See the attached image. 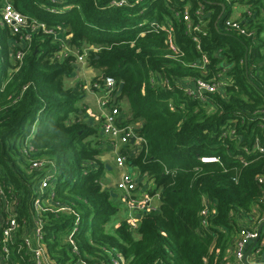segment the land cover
<instances>
[{
  "label": "trees",
  "instance_id": "1",
  "mask_svg": "<svg viewBox=\"0 0 264 264\" xmlns=\"http://www.w3.org/2000/svg\"><path fill=\"white\" fill-rule=\"evenodd\" d=\"M10 1L45 27L25 40V30L13 34L0 23V181L14 200L20 230L32 224L45 172L32 168L31 160L48 159L56 173L41 195L40 218L52 264L108 262L110 251L127 264H224L239 229L237 215L264 211V182H258L264 153L255 145L258 140L264 147V25L255 22L264 0H126L117 6L112 0ZM236 2L251 8L245 15L249 36L224 23ZM151 21L169 31L156 30ZM63 44L85 52L102 89L107 76L117 86L123 82L114 99L120 112V101L128 103L122 124L141 121L135 132L144 143L127 162L152 181L160 203L136 217L135 229L126 218L105 229L120 199L102 186L103 134L78 116L86 90L81 82L65 84L77 61ZM20 49L25 53L18 61ZM202 55L208 58L204 68ZM197 78L221 85L194 97L185 84ZM232 127L234 136L224 134ZM202 156L218 160L203 162ZM70 232L72 243L65 241ZM15 259L27 264L23 251Z\"/></svg>",
  "mask_w": 264,
  "mask_h": 264
},
{
  "label": "built area",
  "instance_id": "2",
  "mask_svg": "<svg viewBox=\"0 0 264 264\" xmlns=\"http://www.w3.org/2000/svg\"><path fill=\"white\" fill-rule=\"evenodd\" d=\"M56 2L58 0H51ZM126 0H112L111 5H121L125 4ZM183 20L186 22L190 21L189 13L185 10L182 14ZM0 23L2 25L8 26L13 34L21 33L25 30L26 34L24 36L25 40H29V34L32 30H35L37 27H44L42 22L37 21L29 14L23 13L20 10L16 9L11 1H3L1 10H0ZM225 25L232 30L237 31L242 35H251L252 32L248 30L247 25L242 23L240 20L226 19ZM151 25L156 29H168L164 24H160L156 21H151ZM48 32H52V29H45ZM198 47V46H197ZM86 51V49H84ZM24 50L20 49L16 52L14 58L18 61H21L24 57ZM85 52L77 56V61H84ZM208 63V58L205 55H202V62L200 64L201 68H204ZM192 84V85H190ZM221 82H218L215 79H203L197 78L192 82H186L185 87L188 94L194 97L205 98L204 94L214 93L219 89ZM117 84L113 77L107 76L104 79V88L103 93L98 96V107L102 113V123H101V132L103 135L113 139L120 146L117 149V152L114 155V162L117 167L122 168L123 171L120 175L119 180L115 184L121 192V199L128 210L132 211L133 214L128 218L130 226L132 229L137 228V218L134 216L135 213H143L150 210L157 209L153 199L154 195L151 193L152 189H147L141 192L140 194L136 193L138 175L128 169L127 159L130 155H135L139 149L133 145L141 146L144 143V139L138 136L131 125L122 124V117L118 106L115 105V92L117 90ZM260 121L264 124V111L260 114ZM224 134H229L234 136L235 129L232 127L226 129ZM134 137V141L131 142V138ZM256 147L259 148L261 152L264 153V147H260L258 140L255 141ZM135 149L132 150L131 149ZM200 160L203 162L217 161L218 159L214 156H202ZM241 161L244 164H247V160L241 157ZM31 167L37 169H45L44 174L40 178L38 186V196L33 202L34 216L32 224L29 228L26 229V232L23 233V230H20L17 218L13 214L15 209L14 200L8 199L3 190L2 183L0 181V212L4 213L5 216L2 217L0 214V224H1V235H0V264H16L15 253L23 251V256L25 257L27 264H52L49 260L46 250L43 244L42 236V227L43 221L40 218V211L43 210V204L45 200H42L41 195L44 193L50 180L54 177L56 173V167L52 160L48 159H38L31 160ZM258 182L263 183L264 177H258ZM155 194V193H154ZM53 195V190L49 191V196ZM159 196V195H158ZM204 208L201 213L205 214L209 208V202L204 197L203 198ZM263 218L258 216L257 223L253 227L242 226L237 230L232 255L234 258V264H264V256L259 259H248V254L245 258V254L248 248L251 246L252 242L258 235L257 229ZM75 230V227L72 229V232ZM263 234L259 245L253 249V246L249 251L252 250V255H264V226L261 228ZM21 232V242L16 244L17 235ZM70 232L66 237V242L72 243L71 233ZM76 251V250H75ZM248 251V252H249ZM128 260L125 259L119 252L110 251L109 261L104 260L89 262L85 259H80L76 264H127Z\"/></svg>",
  "mask_w": 264,
  "mask_h": 264
},
{
  "label": "crops",
  "instance_id": "3",
  "mask_svg": "<svg viewBox=\"0 0 264 264\" xmlns=\"http://www.w3.org/2000/svg\"><path fill=\"white\" fill-rule=\"evenodd\" d=\"M2 1H10V0H2ZM251 11V8L247 7V5L245 4V2L242 3H233L231 5V9L229 10V17L228 19H233V20H240L242 23L247 22V18L245 17V15H249ZM255 22L261 23L264 25V14H261L256 20ZM246 24V23H245ZM247 25V24H246ZM261 35L264 36V32H261ZM63 48L65 50V53H73L75 54L76 57V61H77V56L79 55L76 51L74 52V50H71L67 45L63 44ZM99 74V70L96 68H93L91 66H88L85 58L84 61L82 62H76V69L74 70V72L72 73L71 77L74 81V85L77 84L78 82H81L84 84L85 87V95L83 97V99L81 101L78 102V106L80 108H82L79 112H78V116L80 119H83L84 121H87L89 124H94L97 125L99 127V131L100 130V126L102 123V113L99 110L98 107V96L101 95L103 92V89L100 85H98L97 83H94V78ZM91 85L94 86V89L91 88ZM120 107H121V111L122 113H127L128 112V103L126 100H121L120 101ZM128 125H131L134 130L136 128H139V126L141 125V121H135L133 123H129ZM100 134L102 135V133L100 132ZM102 139H103V144H102V149H101V153L98 156L99 159L105 164L107 165L106 167V172L104 173L103 176V180L106 178L110 181L104 183V181H102V186L104 188H109L110 191H114L116 192L118 195L117 197L120 199V194L121 192L116 191L115 188V184L116 182L119 180L120 178V174L123 171L122 168H118L115 165L114 162V155L117 152V149L120 147L116 141H114L113 139L102 135ZM132 144V143H130ZM135 147L137 146L136 144H134ZM132 149V147H131ZM135 150V149H132ZM112 164L113 166L116 167L117 169V176L116 178H112L111 176V171H112ZM128 169L132 168L129 164H128ZM132 172L136 173L138 175V181H137V188H136V193L140 194L141 192H143L144 190L152 189L153 188V184L152 181L149 180L148 177H146L145 174H140L138 171H136V169L132 168ZM153 190V189H152ZM154 195V199L153 202L156 206V208L159 206L160 203V198H159V194L158 192H156ZM121 201V200H120ZM123 202V201H122ZM125 206V204H123ZM126 207V206H125ZM127 208V207H126ZM128 209V208H127ZM260 209L255 208L254 211L250 212L249 214H240L237 215L236 217V224L237 226H249V227H253L255 226V224L257 223V218L258 216H260V218H262V216L264 215V211H262V214H260ZM138 213H135L134 216L137 217ZM260 214V215H259ZM130 213L128 214V217L126 219H128L130 217ZM111 225V224H110ZM117 225V222L112 224V227H115ZM264 226V225H263ZM262 226V227H263ZM27 229V228H26ZM26 229L23 230V233L26 232ZM236 236V234H235ZM235 239V237H234ZM66 241V239H65ZM234 242V241H233ZM234 244V243H233ZM259 245V244H258ZM257 244H255V246L253 247V249L255 247L258 246ZM232 249H233V245L232 247L228 250L224 264H234V258L232 255ZM252 250L248 252V259L252 260V259H259L261 257H263L264 255H252Z\"/></svg>",
  "mask_w": 264,
  "mask_h": 264
},
{
  "label": "rangeland",
  "instance_id": "4",
  "mask_svg": "<svg viewBox=\"0 0 264 264\" xmlns=\"http://www.w3.org/2000/svg\"><path fill=\"white\" fill-rule=\"evenodd\" d=\"M83 62V61H82ZM73 77V76H72ZM72 77L70 76V77H67L66 79H65V84L67 85V86H73L74 85V81H73V79H72ZM120 112V111H119ZM120 114H121V117H123V115H122V112H120ZM116 165V164H115ZM112 171H111V176H112V178H116V176H117V169H116V167L115 166H113V164H112ZM119 168V167H118ZM129 170L130 171H132L133 169L132 168H129ZM122 173V172H121ZM121 175V174H120ZM104 181V183H106V182H108V181H110V180H108V179H104L103 180ZM116 191H118V192H120L117 188H116ZM120 196H121V194H120ZM120 200L121 201H119L118 202V207H119V212L116 214V215H114L112 218H111V220L106 224V226H105V229L106 230H108V231H111V227H112V224L113 223H115V222H118L119 220H121V219H125V218H127L128 217V214L130 213V215L131 214H133V212L132 211H130V210H128L123 204V202H122V199H121V197H120ZM111 224V225H110Z\"/></svg>",
  "mask_w": 264,
  "mask_h": 264
},
{
  "label": "water",
  "instance_id": "5",
  "mask_svg": "<svg viewBox=\"0 0 264 264\" xmlns=\"http://www.w3.org/2000/svg\"><path fill=\"white\" fill-rule=\"evenodd\" d=\"M56 38H58V39H61L62 38V33L61 32H58L57 34H56V36H55ZM245 61H246V55H245ZM246 63V62H245ZM247 69V68H246ZM102 77H104V76H102ZM122 88H123V82H120L119 83V85H118V87H117V90H116V92H115V96H117L120 92H121V90H122ZM131 142H133L134 141V137H132L131 138V140H130ZM106 167H107V165H106ZM110 193H111V195H113V196H115V197H117V193L116 192H114V191H110ZM137 218H139L140 217V214L138 213L137 215ZM262 218H263V220L261 221V223L259 224V226H258V229H257V233H258V235L260 234V232H261V228H262V226L264 225V215L262 216ZM257 241H258V237H256L255 239H254V241L252 242V244H251V246L248 248V250H247V252H246V254H245V258H244V260H246V256H247V254H248V251L257 243Z\"/></svg>",
  "mask_w": 264,
  "mask_h": 264
}]
</instances>
